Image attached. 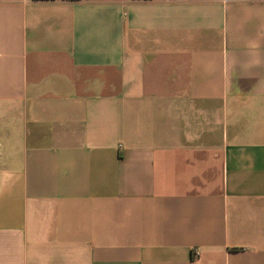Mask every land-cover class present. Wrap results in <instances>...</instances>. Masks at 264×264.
Wrapping results in <instances>:
<instances>
[{"label": "crops", "instance_id": "0c3cea01", "mask_svg": "<svg viewBox=\"0 0 264 264\" xmlns=\"http://www.w3.org/2000/svg\"><path fill=\"white\" fill-rule=\"evenodd\" d=\"M0 264H264V0H0Z\"/></svg>", "mask_w": 264, "mask_h": 264}, {"label": "built area", "instance_id": "2783aa9c", "mask_svg": "<svg viewBox=\"0 0 264 264\" xmlns=\"http://www.w3.org/2000/svg\"><path fill=\"white\" fill-rule=\"evenodd\" d=\"M196 254H197V255H199V253H198V252H196Z\"/></svg>", "mask_w": 264, "mask_h": 264}]
</instances>
